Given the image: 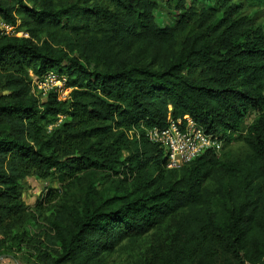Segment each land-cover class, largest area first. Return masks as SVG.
I'll return each mask as SVG.
<instances>
[{
  "label": "trees",
  "instance_id": "obj_1",
  "mask_svg": "<svg viewBox=\"0 0 264 264\" xmlns=\"http://www.w3.org/2000/svg\"><path fill=\"white\" fill-rule=\"evenodd\" d=\"M165 2L172 26L155 0H0L27 33L0 35V224L25 209L26 177L63 186L38 201L58 198L40 264H108L152 231L164 244L141 264H264V28L241 2ZM51 70L67 98L33 91ZM187 117L222 142L246 121L247 152L167 168L147 133ZM98 173L130 182L98 190Z\"/></svg>",
  "mask_w": 264,
  "mask_h": 264
},
{
  "label": "rangeland",
  "instance_id": "obj_2",
  "mask_svg": "<svg viewBox=\"0 0 264 264\" xmlns=\"http://www.w3.org/2000/svg\"><path fill=\"white\" fill-rule=\"evenodd\" d=\"M156 23L159 26L174 24L172 14L165 0H155ZM222 0H187V4L192 6L197 12L206 13L211 7H217ZM234 3L243 4L245 12L249 17H253L264 28V0H233ZM0 88V93H2ZM63 119L59 115L58 121ZM247 122L241 124V129L226 138L222 142V148L216 154L218 157L233 158L243 156L247 152V146L243 141ZM84 175L81 178H87ZM90 179H84L87 184ZM130 178L124 177L122 173L104 174L98 173L94 178V186L99 190L112 185H127ZM64 183L73 189L76 180L68 178ZM21 200L25 204V209L16 217H8L0 224V264H40L39 255L52 246L47 241V234H51L48 218L54 214L55 205L58 198L51 203L38 205L39 198L48 189L58 188L63 190L62 182L55 178L37 179L26 177L21 181ZM77 191V189H73ZM61 199H59L60 201ZM44 205V206H43ZM7 224L3 227V225ZM164 235L161 232L152 231L136 241L124 240L120 243L115 254L108 264H141L144 253L156 250L164 244ZM148 255V254H147Z\"/></svg>",
  "mask_w": 264,
  "mask_h": 264
},
{
  "label": "built area",
  "instance_id": "obj_3",
  "mask_svg": "<svg viewBox=\"0 0 264 264\" xmlns=\"http://www.w3.org/2000/svg\"><path fill=\"white\" fill-rule=\"evenodd\" d=\"M0 35L20 37L27 36V33L0 18ZM66 81V75L51 70L40 77L32 76V87L40 98L52 92L60 100L67 98L71 91ZM147 135L152 142L158 143L164 149L167 168L180 167L206 151L217 153L222 148V140L218 136L207 135L190 117H187L185 123L170 120L166 127H154Z\"/></svg>",
  "mask_w": 264,
  "mask_h": 264
}]
</instances>
